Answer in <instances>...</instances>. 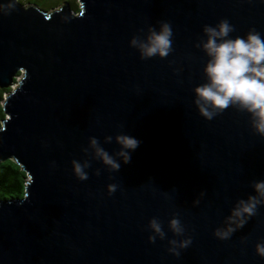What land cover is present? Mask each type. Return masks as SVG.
<instances>
[{
    "label": "water",
    "instance_id": "1",
    "mask_svg": "<svg viewBox=\"0 0 264 264\" xmlns=\"http://www.w3.org/2000/svg\"><path fill=\"white\" fill-rule=\"evenodd\" d=\"M13 2L0 0V86L12 87L0 163L13 158L28 176L24 195L0 199V264H264V205L230 239L214 235L264 179V137L236 108L205 119L193 91L205 80L203 26L228 18L233 36L264 34V0ZM164 20L174 51L141 59L130 39ZM119 132L141 143L118 171L83 151L95 136L115 154ZM73 159L91 162L87 180ZM174 214L184 237L168 227ZM154 216L167 238L152 243ZM188 236L179 256L168 251Z\"/></svg>",
    "mask_w": 264,
    "mask_h": 264
},
{
    "label": "clouds",
    "instance_id": "2",
    "mask_svg": "<svg viewBox=\"0 0 264 264\" xmlns=\"http://www.w3.org/2000/svg\"><path fill=\"white\" fill-rule=\"evenodd\" d=\"M9 7L15 3L9 0ZM159 27L149 25L146 34L133 35L129 41L131 47L138 50L141 59H150L156 56L166 58L173 49L174 31L171 22L159 21ZM236 31L228 18L219 20L216 24H205L203 36L196 42L195 47L202 49L208 57L203 72L205 80L196 85L194 104L200 115L211 121L217 115L230 107L249 114L251 127L260 136L264 137V34L255 27L249 29L245 35H235ZM144 32L143 29L140 30ZM119 149L115 154L106 150L95 136L89 137L88 147L83 148L85 153L92 149L94 158L99 159L111 171H118L120 161L128 163L131 154L141 141L125 132H119L114 137ZM113 136L108 135L105 141L111 143ZM74 174L80 180H87L89 173L85 170L91 166L89 160L72 161ZM99 175V170H97ZM109 194L114 193L118 185L111 183L108 186ZM254 193L246 199L241 198L225 218V224L214 230V235L222 240L231 236L256 215L258 208L264 205V179L253 183ZM204 193L202 192L201 195ZM195 204L199 200L194 201ZM169 229L175 237H184L185 226L179 214H174L168 222ZM151 230L149 241L155 243L157 237L167 238L162 222L158 217L149 220ZM170 253L179 256L180 250L192 243L190 236L183 239L172 238L168 241ZM257 254L264 257V241L256 245Z\"/></svg>",
    "mask_w": 264,
    "mask_h": 264
},
{
    "label": "trees",
    "instance_id": "3",
    "mask_svg": "<svg viewBox=\"0 0 264 264\" xmlns=\"http://www.w3.org/2000/svg\"><path fill=\"white\" fill-rule=\"evenodd\" d=\"M21 1H33L38 3L41 7L50 8L58 0H21ZM67 1V0H66ZM72 3V7L77 9V3L73 0H68ZM20 74V72H19ZM16 80V77H15ZM11 86H0V124L3 118L6 117L4 109V100L7 93L11 90ZM27 172L24 170L21 164H19L13 158H8L0 163V199L13 198L22 196L25 193L27 184Z\"/></svg>",
    "mask_w": 264,
    "mask_h": 264
},
{
    "label": "rangeland",
    "instance_id": "4",
    "mask_svg": "<svg viewBox=\"0 0 264 264\" xmlns=\"http://www.w3.org/2000/svg\"><path fill=\"white\" fill-rule=\"evenodd\" d=\"M23 2L27 3V1H23ZM73 2H74V3H77V6H78V8L75 9V10H79L80 7H81V2H80V0H73ZM64 3H66V0H58V2H56V4H54L52 7H54V8H59V7L62 6ZM71 5H72V3H71ZM19 77H20V76H19ZM19 77H18V79H19ZM11 89H12V88H11ZM5 97H6V96H5Z\"/></svg>",
    "mask_w": 264,
    "mask_h": 264
}]
</instances>
